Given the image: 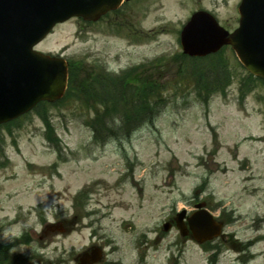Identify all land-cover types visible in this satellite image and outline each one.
<instances>
[{
  "label": "rangeland",
  "instance_id": "374dc122",
  "mask_svg": "<svg viewBox=\"0 0 264 264\" xmlns=\"http://www.w3.org/2000/svg\"><path fill=\"white\" fill-rule=\"evenodd\" d=\"M239 1L134 0L94 24L70 19L42 41L38 48L59 52L77 77L62 102L39 107L0 132V243L25 231L39 235L48 222L69 230L52 235L44 248L35 242L14 247L12 256L25 264H77L75 255L98 236L114 240L106 259L120 264H206L209 254L198 245L162 230L178 211L193 209L198 197L215 216L234 218L224 241L230 238L233 246L223 249L219 264H239L249 253L250 264H264V83L250 79L226 49L210 66L224 77V89L207 106L196 91L203 72L175 58L182 52L177 31L191 12L207 9L233 29ZM157 60L167 66L154 69ZM141 64L144 86L160 83L165 105L129 140L95 145L90 125L104 105L78 93L80 84L92 71L111 75ZM42 116L54 126L61 155L47 139ZM87 187L86 206H76V194ZM15 225L22 234L6 236ZM250 240L254 246L247 251ZM112 248L118 252L110 257Z\"/></svg>",
  "mask_w": 264,
  "mask_h": 264
},
{
  "label": "water",
  "instance_id": "95a60500",
  "mask_svg": "<svg viewBox=\"0 0 264 264\" xmlns=\"http://www.w3.org/2000/svg\"><path fill=\"white\" fill-rule=\"evenodd\" d=\"M120 2L0 0V123L29 111L41 100L59 99L66 90L65 62L34 52L33 46L56 23L73 16L96 20ZM240 13V28L232 35L220 28L210 15L195 14L183 31L184 51L204 56L231 44L244 66L264 78V0H243ZM195 224L198 229H206L203 239H210L221 231V225L206 211L198 213Z\"/></svg>",
  "mask_w": 264,
  "mask_h": 264
},
{
  "label": "trees",
  "instance_id": "16d2710c",
  "mask_svg": "<svg viewBox=\"0 0 264 264\" xmlns=\"http://www.w3.org/2000/svg\"><path fill=\"white\" fill-rule=\"evenodd\" d=\"M73 76L75 77V74ZM221 76L220 74H213V77H208V82L205 74H203L201 77L205 78L204 82H207L204 83V85L206 84V90L211 92L216 86L215 82L222 81L224 78L223 76L221 78ZM74 77H72V80H74ZM80 89L83 95L93 98L94 102L97 101L103 104L106 110L95 121L96 141L104 142L110 138H128L132 133V129L139 124L151 121L155 116L156 111H154V107L151 106L149 100H152L157 89L144 88L145 95L144 93L141 95L139 88L133 84L114 82L107 79H101L97 82L84 81L80 84ZM105 94L108 98L102 97ZM113 112L120 119L119 122L115 120V116H112ZM44 121L49 126L46 118H44ZM48 128L50 130V127ZM1 140L0 137V143Z\"/></svg>",
  "mask_w": 264,
  "mask_h": 264
},
{
  "label": "clouds",
  "instance_id": "9594fccd",
  "mask_svg": "<svg viewBox=\"0 0 264 264\" xmlns=\"http://www.w3.org/2000/svg\"><path fill=\"white\" fill-rule=\"evenodd\" d=\"M49 218V220L50 221H53V218L51 217V216H49L48 217ZM31 222H29V224H30ZM37 227V230H40V228L42 227L41 225H37L36 226ZM20 228H21V226L20 225H15V226H13L12 228H10V229H8L7 231H6V233H5V235L7 236V235H14V236H19V235H21L22 233H21V231H20ZM16 249H13V251H15Z\"/></svg>",
  "mask_w": 264,
  "mask_h": 264
},
{
  "label": "flooded vegetation",
  "instance_id": "af4514ba",
  "mask_svg": "<svg viewBox=\"0 0 264 264\" xmlns=\"http://www.w3.org/2000/svg\"><path fill=\"white\" fill-rule=\"evenodd\" d=\"M96 247V246H95ZM94 248V247H93Z\"/></svg>",
  "mask_w": 264,
  "mask_h": 264
}]
</instances>
